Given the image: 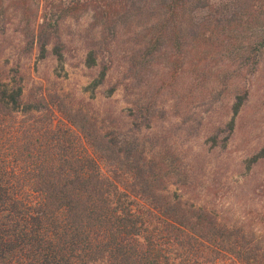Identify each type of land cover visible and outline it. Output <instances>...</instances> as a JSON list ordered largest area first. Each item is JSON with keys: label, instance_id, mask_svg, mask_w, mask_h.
Masks as SVG:
<instances>
[{"label": "trees", "instance_id": "trees-1", "mask_svg": "<svg viewBox=\"0 0 264 264\" xmlns=\"http://www.w3.org/2000/svg\"><path fill=\"white\" fill-rule=\"evenodd\" d=\"M84 14L97 34L87 67L110 58L124 36L125 90L162 72L129 111L135 132L166 118L156 99L176 90L186 67L200 81L210 62H238L224 71L225 88L264 56V0H0V34L15 22L27 52L62 63V24ZM110 63L100 62L92 90ZM247 96L235 94L232 117L209 137L213 146L226 145ZM176 100L178 128L196 135L199 121ZM164 139L103 131L62 100L24 99L20 80L0 77V264H264V231L227 225L169 192L188 185L189 174ZM261 159L264 147L248 164Z\"/></svg>", "mask_w": 264, "mask_h": 264}, {"label": "rangeland", "instance_id": "rangeland-1", "mask_svg": "<svg viewBox=\"0 0 264 264\" xmlns=\"http://www.w3.org/2000/svg\"><path fill=\"white\" fill-rule=\"evenodd\" d=\"M90 21V16L85 14L78 19L64 20L61 27L65 45L62 63L51 54L39 59L36 48L27 52L17 24H9L0 34V77L6 81L20 80L24 99L42 98L49 103L55 102L56 98L62 100L72 110H80L91 117L103 131L119 129L125 134L136 133L143 139L162 141L165 138L163 142L177 152L189 174L188 185L179 188L170 185L169 192L176 193L189 204L213 212L227 225L242 224L264 231V159L251 166L248 164V160L264 147V56L253 73L249 72L247 64H243V71L233 75L225 88L222 75L238 62L218 58V62L209 63L211 70L200 81L191 73L190 67H186L176 90H164L156 99V108L166 111V118L154 120L149 129L135 132L129 111L138 97H145L158 86L160 69L164 65L161 62L156 76L132 93L125 90V85L130 83L124 78L129 51L123 36L112 47L104 84L92 90L89 85L100 71V62L110 58L100 55L99 65L86 66L87 53L97 40ZM113 85L117 88L108 96L107 89ZM244 91H247V100L235 117L232 136L224 147L213 146L209 137L217 126L230 120L235 94ZM176 94V99L182 100L180 109L200 123L194 136H187L177 126L181 118L173 115L174 104L179 101L175 99ZM224 135L226 133L222 137Z\"/></svg>", "mask_w": 264, "mask_h": 264}]
</instances>
